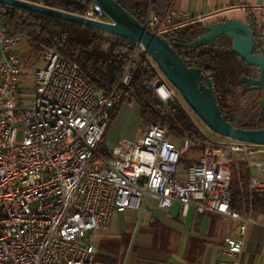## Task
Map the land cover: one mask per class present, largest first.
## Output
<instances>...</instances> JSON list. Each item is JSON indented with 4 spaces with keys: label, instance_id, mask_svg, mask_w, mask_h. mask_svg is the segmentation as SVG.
Listing matches in <instances>:
<instances>
[{
    "label": "built area",
    "instance_id": "built-area-1",
    "mask_svg": "<svg viewBox=\"0 0 264 264\" xmlns=\"http://www.w3.org/2000/svg\"><path fill=\"white\" fill-rule=\"evenodd\" d=\"M1 7L0 264H93L94 233L107 230L114 213L142 210L148 199L160 209L177 204L183 215L193 208L198 214L239 221V238L224 239L223 254L236 258L247 224L255 222L250 208L246 216L230 209L229 157L236 156L249 171L250 204L253 194H264V146L210 139L180 174V155L191 148L188 139H181L180 150L168 139L166 126L149 124L139 128L134 139L120 141L108 158L102 156L98 146L120 99L118 87L130 84L141 58L149 59L143 47L129 42L135 47L134 56L108 95L74 62L49 48L41 55L44 66L33 71L32 90H24L15 46L29 44L30 38L7 32ZM84 17L108 21L95 5ZM177 17L169 11L166 24ZM144 24L161 36L167 31L151 9ZM245 24L253 33L255 51L260 52L264 7L259 18L249 15ZM145 88L164 105L176 102L175 90L162 76Z\"/></svg>",
    "mask_w": 264,
    "mask_h": 264
},
{
    "label": "trees",
    "instance_id": "trees-1",
    "mask_svg": "<svg viewBox=\"0 0 264 264\" xmlns=\"http://www.w3.org/2000/svg\"><path fill=\"white\" fill-rule=\"evenodd\" d=\"M21 1L76 16H85L92 8L89 0ZM113 1L136 19L145 20L151 9L162 23V28L167 29L163 37L172 43L185 44L203 33L202 23L195 22L176 28L173 27L176 25L166 24L165 17L173 0ZM1 18L8 33L28 36L29 46L38 55L49 48L74 62L103 95H108L117 86L124 69L134 56L135 47L128 41L106 36L74 23L8 6L1 7ZM229 47L230 40L220 37L188 54H182L183 49L178 45L175 51L187 66L200 70L202 81L205 77L210 80L217 106L231 126L248 130L263 128L264 119L258 120L257 113L260 94L246 83L240 82L241 77L249 78L251 68L231 53ZM158 76L161 75L152 61L141 58L131 74L130 84L118 87L120 99L115 105L110 122L124 102L131 101L139 111L140 128L149 124L166 126L170 141L186 138L191 145L190 150L201 153L210 138L201 129L204 125L186 107L176 91V102L170 106L162 104L151 90L145 88V85L151 84ZM237 97L240 100H236ZM214 137L222 139L216 135ZM98 152L109 157L102 141ZM185 155L186 152L181 153L180 162L187 164ZM229 167L230 209L244 215L250 208L253 217L264 218L263 193L253 194L249 204L247 167L234 157H229ZM98 249L101 252L116 250L115 247L101 243ZM98 262L111 264L114 261L98 253L93 264Z\"/></svg>",
    "mask_w": 264,
    "mask_h": 264
},
{
    "label": "crops",
    "instance_id": "crops-1",
    "mask_svg": "<svg viewBox=\"0 0 264 264\" xmlns=\"http://www.w3.org/2000/svg\"><path fill=\"white\" fill-rule=\"evenodd\" d=\"M263 7L264 0H173L169 11L178 17L173 18L170 24L176 25L173 26L176 28L195 22L207 24L228 19L245 23L249 15L259 18ZM15 52L23 71L21 80L26 76L28 68L33 70L44 64L42 54L35 53L25 42H19L15 46ZM22 57L32 59L29 64H22ZM127 102L129 104L122 105L109 123L102 140L108 154L120 141L134 139L140 128L139 111L135 104ZM129 112L132 117H125ZM189 152L193 157L186 159L187 165L200 156V153ZM141 213L147 217L148 232L143 237L149 244L140 251L141 254L132 258L131 264H219L221 260L232 259H237L239 264H264L263 217H253L251 214L255 223L247 224L241 252L233 258L223 254L226 250L224 239L239 238L240 222L237 220L213 213L198 214L193 208L183 215L177 204L169 209H160L153 199L145 202ZM248 213L249 211L241 216ZM92 240L97 249L96 255L101 253L105 256V252L98 249L101 242H96L94 235Z\"/></svg>",
    "mask_w": 264,
    "mask_h": 264
},
{
    "label": "water",
    "instance_id": "water-1",
    "mask_svg": "<svg viewBox=\"0 0 264 264\" xmlns=\"http://www.w3.org/2000/svg\"><path fill=\"white\" fill-rule=\"evenodd\" d=\"M89 1L105 14L107 22L68 14L21 0H0V5L74 23L107 36L140 44L164 81L176 91L186 107L207 130L221 138L264 146V127L248 130L231 126L217 106L210 80L205 77L202 81L200 70L187 66L175 51L178 45L183 49L182 54H188L220 37L228 38L229 51L256 72V77H241L240 82L246 83L260 94L258 120H262L264 119V28L263 48L258 54L253 52L254 36L251 29L244 22L236 19L203 24L201 27L203 33L199 37L185 44H175L147 29L143 19H136L115 1Z\"/></svg>",
    "mask_w": 264,
    "mask_h": 264
},
{
    "label": "rangeland",
    "instance_id": "rangeland-1",
    "mask_svg": "<svg viewBox=\"0 0 264 264\" xmlns=\"http://www.w3.org/2000/svg\"><path fill=\"white\" fill-rule=\"evenodd\" d=\"M31 59V57H22L21 62L22 64H29ZM43 66L44 64L37 67V69L42 68ZM33 71L34 69L29 70L28 68L26 76L22 77L21 87L24 90L31 91L33 88ZM236 100L240 99H238L237 97ZM128 104L129 103L125 101L123 105L127 106ZM258 112L259 110L257 111V113ZM127 116L132 117V113L129 112L125 115V117ZM201 129L210 139H217L216 137H214V134H211V132L207 130V128H205V126ZM20 139L21 133L19 132L16 136V140L19 141ZM171 141L177 148L181 150L180 139H175ZM191 157H193L192 154L187 151L185 158L189 159ZM186 168L187 164L181 163V165L179 166V173H185ZM147 232V217L145 214L141 213V209H127L122 213L114 214L111 227L108 230L98 231L94 233V239L96 242L99 241L101 242V244L116 248L114 252H105V256H108L114 261L111 264H131L132 258L136 257L138 254H141L142 250L146 249L147 245L149 244V242L146 241V239L143 237V235H145ZM132 247H134V249L131 250Z\"/></svg>",
    "mask_w": 264,
    "mask_h": 264
},
{
    "label": "flooded vegetation",
    "instance_id": "flooded-vegetation-1",
    "mask_svg": "<svg viewBox=\"0 0 264 264\" xmlns=\"http://www.w3.org/2000/svg\"><path fill=\"white\" fill-rule=\"evenodd\" d=\"M253 52L257 53V54L261 53V51L260 52L259 51H255V49L253 50ZM249 77H256V72L253 69H251Z\"/></svg>",
    "mask_w": 264,
    "mask_h": 264
},
{
    "label": "bare ground",
    "instance_id": "bare-ground-1",
    "mask_svg": "<svg viewBox=\"0 0 264 264\" xmlns=\"http://www.w3.org/2000/svg\"><path fill=\"white\" fill-rule=\"evenodd\" d=\"M160 93H161V95L163 96V97H165V91L164 90H160ZM105 136V135H104Z\"/></svg>",
    "mask_w": 264,
    "mask_h": 264
}]
</instances>
